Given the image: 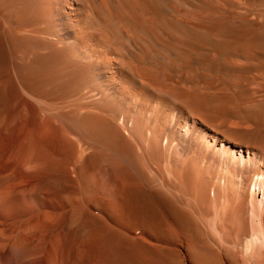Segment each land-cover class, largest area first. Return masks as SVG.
Wrapping results in <instances>:
<instances>
[{
	"label": "bare ground",
	"instance_id": "obj_1",
	"mask_svg": "<svg viewBox=\"0 0 264 264\" xmlns=\"http://www.w3.org/2000/svg\"><path fill=\"white\" fill-rule=\"evenodd\" d=\"M1 162L0 264H264V0H0Z\"/></svg>",
	"mask_w": 264,
	"mask_h": 264
},
{
	"label": "rangeland",
	"instance_id": "obj_2",
	"mask_svg": "<svg viewBox=\"0 0 264 264\" xmlns=\"http://www.w3.org/2000/svg\"><path fill=\"white\" fill-rule=\"evenodd\" d=\"M2 164L3 165H5L3 162H1L0 163V166H2ZM3 177V174L0 172V178H2ZM4 186V187H3ZM2 187V188H1ZM6 188H7V186H6V184H3V185H0V195H2L5 191H6ZM2 189V190H1ZM3 192V193H2Z\"/></svg>",
	"mask_w": 264,
	"mask_h": 264
}]
</instances>
